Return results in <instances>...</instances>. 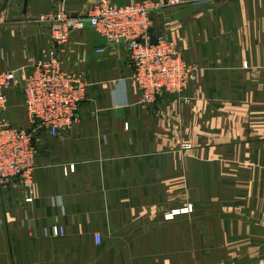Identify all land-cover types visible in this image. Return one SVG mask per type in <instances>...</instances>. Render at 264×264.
Listing matches in <instances>:
<instances>
[{
  "label": "crops",
  "instance_id": "1",
  "mask_svg": "<svg viewBox=\"0 0 264 264\" xmlns=\"http://www.w3.org/2000/svg\"><path fill=\"white\" fill-rule=\"evenodd\" d=\"M96 2L0 4V72L16 81L0 114L10 124L28 123L21 87L56 49L43 18H82ZM152 28L195 65L196 83L147 106L127 47L75 32L61 57L88 98L71 131L36 139L33 203L17 182L0 187V264H264V0L167 8ZM186 201L195 213L164 220Z\"/></svg>",
  "mask_w": 264,
  "mask_h": 264
},
{
  "label": "built area",
  "instance_id": "2",
  "mask_svg": "<svg viewBox=\"0 0 264 264\" xmlns=\"http://www.w3.org/2000/svg\"><path fill=\"white\" fill-rule=\"evenodd\" d=\"M4 1L0 0V4ZM207 1L143 0L119 6L109 0H99L82 18H74L65 11L44 17L51 24L50 34L56 49L48 60L29 68L21 87L26 115L35 130L14 126L0 116V187L17 182L24 202L33 203L32 170L38 153L36 131L42 129L57 137L71 131L79 120V108L87 101L89 85L81 74L65 69L61 57L75 32L91 27L109 43L127 47L133 68L132 80L145 105H153L160 97L169 94L183 98L196 83L197 70L166 36H156L157 41L152 42V20L164 9L196 6ZM103 52V49L97 50L99 54ZM15 83L14 72H0V114L8 110V90ZM192 212V208L177 210L166 219L170 221L175 216ZM53 234L63 236L64 230L54 226ZM95 239L100 244V235Z\"/></svg>",
  "mask_w": 264,
  "mask_h": 264
},
{
  "label": "rangeland",
  "instance_id": "3",
  "mask_svg": "<svg viewBox=\"0 0 264 264\" xmlns=\"http://www.w3.org/2000/svg\"><path fill=\"white\" fill-rule=\"evenodd\" d=\"M7 1V0H6ZM6 1H4V2H2L1 4H3V3H5ZM183 55V54H182ZM184 57V56H183ZM186 60V59H185ZM188 62V61H187ZM189 63V62H188ZM189 64H191V63H189ZM193 65V64H192ZM194 67H195V65H193ZM196 68V67H195ZM196 70H197V68H196ZM192 87V86H191ZM190 87V88H191ZM189 88V89H190ZM21 91V90H20ZM26 118H27V124L26 125H23L22 126V128H24V129H27V130H29V131H32V130H35V128H34V126L32 125V123L30 122V120L28 119V117L26 116ZM40 123V122H39ZM43 133H44V130H38V131H36V133H35V139H37L38 137H40V136H42L43 135ZM37 152H38V149H37ZM199 206V204H197V203H194L193 201H191V202H189V201H186V203H184V206H182V207H175V208H171L169 211H168V213H166V215H165V218H164V220H166L167 221V217L169 216V215H171L174 211H177V210H189V208H192V210H193V212L192 213H189V214H193V213H195V211H197V207ZM175 209V210H174ZM185 215H187V214H185Z\"/></svg>",
  "mask_w": 264,
  "mask_h": 264
},
{
  "label": "water",
  "instance_id": "4",
  "mask_svg": "<svg viewBox=\"0 0 264 264\" xmlns=\"http://www.w3.org/2000/svg\"><path fill=\"white\" fill-rule=\"evenodd\" d=\"M153 33H154V30H153V29H151V34H152V42H153V43H155L157 40H156V37H155V35H154ZM167 98H169V99H178V98H179V96H178V95H176V94H169V95H167Z\"/></svg>",
  "mask_w": 264,
  "mask_h": 264
}]
</instances>
